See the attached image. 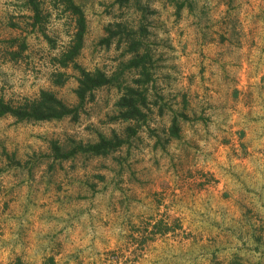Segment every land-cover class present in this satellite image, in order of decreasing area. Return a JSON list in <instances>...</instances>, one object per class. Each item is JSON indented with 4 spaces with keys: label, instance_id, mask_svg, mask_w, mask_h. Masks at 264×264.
Returning <instances> with one entry per match:
<instances>
[{
    "label": "rangeland",
    "instance_id": "rangeland-1",
    "mask_svg": "<svg viewBox=\"0 0 264 264\" xmlns=\"http://www.w3.org/2000/svg\"><path fill=\"white\" fill-rule=\"evenodd\" d=\"M74 1L77 62L115 79L83 102L58 62L75 34L63 1L0 0V98L79 107L0 115V264H264V0ZM130 86L143 117H119ZM99 134L124 142L62 155Z\"/></svg>",
    "mask_w": 264,
    "mask_h": 264
},
{
    "label": "trees",
    "instance_id": "trees-1",
    "mask_svg": "<svg viewBox=\"0 0 264 264\" xmlns=\"http://www.w3.org/2000/svg\"><path fill=\"white\" fill-rule=\"evenodd\" d=\"M65 6L73 16L75 17V34L73 44L62 54V57L58 59L59 64L62 67H68L73 65L80 72L79 85L76 89V93L80 98L81 102L85 101L86 98L94 97L95 90L106 86L115 84V79L110 77L106 72L97 69L95 71H90L83 68L78 62L77 58L81 52L84 45L85 35L87 33V19L85 12L81 5L76 3L74 0H62ZM33 2V1H32ZM115 2L120 6H128L132 0H115ZM34 3V10L36 19L40 16V8L38 4ZM108 41V40H107ZM135 40H133L134 42ZM136 42L130 44V48L136 50ZM140 54H135L133 58L129 59L128 66L130 68L141 69L146 75L148 74L147 65L145 62V55L139 56ZM65 74L59 72L56 74L54 82L62 85L66 79L63 78ZM143 79H135L136 83L142 84ZM144 84V83H143ZM146 105V97L143 92L139 91L136 87L127 88V92L122 94L117 102L118 107L121 108L119 117L122 118H140L145 115L140 106ZM79 107H71L60 99L56 93L50 90H41L40 95L35 99H28L25 103L14 106L11 103H7L3 98H0V115L11 114L20 120H34V121H44V120H54L62 119L66 116H75L77 118ZM176 127V126H175ZM100 138L97 142L80 144L73 148L68 153H62L63 156L71 157L78 151L90 152L93 154L101 155L107 154L114 148L121 145L124 141L116 138H109L104 134H99ZM177 135V131L175 132ZM117 137V136H116ZM58 149V146L56 147ZM167 229V228H166Z\"/></svg>",
    "mask_w": 264,
    "mask_h": 264
}]
</instances>
